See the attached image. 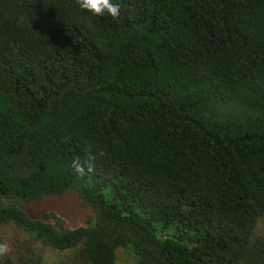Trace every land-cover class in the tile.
<instances>
[{"label": "trees", "instance_id": "obj_1", "mask_svg": "<svg viewBox=\"0 0 264 264\" xmlns=\"http://www.w3.org/2000/svg\"><path fill=\"white\" fill-rule=\"evenodd\" d=\"M114 2L0 0V264H264V0ZM68 188L86 228L16 207Z\"/></svg>", "mask_w": 264, "mask_h": 264}, {"label": "water", "instance_id": "obj_2", "mask_svg": "<svg viewBox=\"0 0 264 264\" xmlns=\"http://www.w3.org/2000/svg\"><path fill=\"white\" fill-rule=\"evenodd\" d=\"M29 219L43 223H54L52 218L44 217L53 213L63 221V228L75 230L88 227V217L94 215L93 207L80 202L77 190L68 188L62 193H45L41 196L22 200L16 204Z\"/></svg>", "mask_w": 264, "mask_h": 264}, {"label": "rangeland", "instance_id": "obj_3", "mask_svg": "<svg viewBox=\"0 0 264 264\" xmlns=\"http://www.w3.org/2000/svg\"><path fill=\"white\" fill-rule=\"evenodd\" d=\"M159 232L161 235L166 234V232H161V230ZM257 232L258 234L264 236V221L259 224ZM1 234L4 236L3 242H7L9 244L11 248L10 252L15 249V246L18 244V239L28 238V241H31L26 233H21L18 227L9 224H0V235ZM72 255L73 252L71 251L65 250L64 252H58L47 245L35 242L31 243V246H29V250L26 252L24 257L29 258L32 256L35 261H39L42 264H45L46 262L65 264L73 259ZM115 261L117 264H136L135 259L131 256L130 252L123 248L117 250Z\"/></svg>", "mask_w": 264, "mask_h": 264}, {"label": "clouds", "instance_id": "obj_4", "mask_svg": "<svg viewBox=\"0 0 264 264\" xmlns=\"http://www.w3.org/2000/svg\"><path fill=\"white\" fill-rule=\"evenodd\" d=\"M82 10H86L95 16L108 15L116 19L120 15V4L114 0H76ZM11 248L7 242L0 241V257L7 255Z\"/></svg>", "mask_w": 264, "mask_h": 264}]
</instances>
